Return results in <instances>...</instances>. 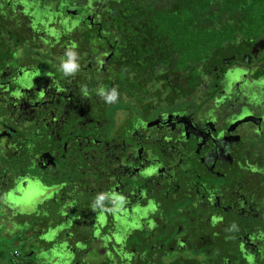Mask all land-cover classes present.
Instances as JSON below:
<instances>
[{
  "label": "flooded vegetation",
  "instance_id": "flooded-vegetation-1",
  "mask_svg": "<svg viewBox=\"0 0 264 264\" xmlns=\"http://www.w3.org/2000/svg\"><path fill=\"white\" fill-rule=\"evenodd\" d=\"M171 1L0 0V264H264V33Z\"/></svg>",
  "mask_w": 264,
  "mask_h": 264
},
{
  "label": "trees",
  "instance_id": "trees-1",
  "mask_svg": "<svg viewBox=\"0 0 264 264\" xmlns=\"http://www.w3.org/2000/svg\"><path fill=\"white\" fill-rule=\"evenodd\" d=\"M172 2V3H171ZM167 19L182 20L183 27L197 25L200 46L240 36L264 33V0H172ZM171 14L172 17L169 16ZM173 14V15H172ZM165 16V17H166ZM193 32V33H192Z\"/></svg>",
  "mask_w": 264,
  "mask_h": 264
},
{
  "label": "clouds",
  "instance_id": "clouds-1",
  "mask_svg": "<svg viewBox=\"0 0 264 264\" xmlns=\"http://www.w3.org/2000/svg\"><path fill=\"white\" fill-rule=\"evenodd\" d=\"M69 59L66 62L62 61L61 67L65 71L66 74L74 73L76 69L78 68V64L75 62L76 60V53L69 51L67 53ZM101 96H104V92H100ZM117 98V92L115 89H112V92L110 95H107L106 100L107 101H114Z\"/></svg>",
  "mask_w": 264,
  "mask_h": 264
}]
</instances>
